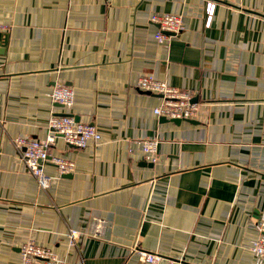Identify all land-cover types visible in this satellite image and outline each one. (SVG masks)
Wrapping results in <instances>:
<instances>
[{
    "label": "crops",
    "instance_id": "crops-1",
    "mask_svg": "<svg viewBox=\"0 0 264 264\" xmlns=\"http://www.w3.org/2000/svg\"><path fill=\"white\" fill-rule=\"evenodd\" d=\"M153 12L179 14L183 29L157 40ZM0 25V264H18L27 241L62 264H256L264 0H0ZM144 73L191 90L196 116L156 114L160 96L135 85ZM55 82L72 87L69 107L51 101ZM52 112L93 124L100 139L76 148L56 135L49 153L74 168L60 174L46 160L41 188L13 138H44ZM146 138L157 139L154 161ZM92 216L105 219L100 238ZM135 245L163 258L144 262Z\"/></svg>",
    "mask_w": 264,
    "mask_h": 264
},
{
    "label": "built area",
    "instance_id": "built-area-1",
    "mask_svg": "<svg viewBox=\"0 0 264 264\" xmlns=\"http://www.w3.org/2000/svg\"><path fill=\"white\" fill-rule=\"evenodd\" d=\"M214 2L208 1L206 5L207 18L205 23L210 21L214 9ZM150 20L158 24L155 38L159 41H167L183 29V20L179 14L153 12ZM3 26L0 25V28ZM264 75V64L262 65ZM135 85L145 91L158 94L161 101L153 108V111L166 118H194L197 114L198 103L192 101L193 92L186 88L177 87L159 79L151 73L140 75ZM74 92L70 85L63 82H55L50 91L49 97L52 102L63 108L69 107L73 102ZM60 135L63 140L76 148L85 147L89 141L100 139V132L89 122L75 119L71 114H60L52 112L47 122V133L44 138L33 136H15L13 144L19 151L24 166L36 179L39 187L46 188L52 176L44 171L43 164L51 160L60 174L69 173L74 168V161L62 155H51L49 148L54 143L55 136ZM141 147L144 158L154 161L157 147V139L146 138L141 140ZM252 224L258 231V235L251 240L249 247L254 254L256 264H264V210L260 211ZM105 226V219L92 216L90 220L89 235L100 238ZM68 242L74 245L79 237V231L69 228L67 232ZM140 260L149 263L160 261L163 256L159 253L134 246ZM18 264H62L55 253L48 247L27 241L19 247ZM171 264H190L182 259H172Z\"/></svg>",
    "mask_w": 264,
    "mask_h": 264
},
{
    "label": "water",
    "instance_id": "water-1",
    "mask_svg": "<svg viewBox=\"0 0 264 264\" xmlns=\"http://www.w3.org/2000/svg\"><path fill=\"white\" fill-rule=\"evenodd\" d=\"M5 40H6V36L0 32V47H1V48H2L3 45L5 44ZM1 48H0V49H1ZM191 99H192V101L195 100L193 97H192ZM60 114H66V112H60ZM170 119H171V120H174V121H180V120H181V119H179V118H170ZM65 174H66V173H65Z\"/></svg>",
    "mask_w": 264,
    "mask_h": 264
}]
</instances>
